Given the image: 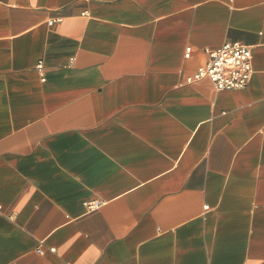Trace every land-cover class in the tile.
I'll return each mask as SVG.
<instances>
[{
	"label": "crops",
	"instance_id": "0c3cea01",
	"mask_svg": "<svg viewBox=\"0 0 264 264\" xmlns=\"http://www.w3.org/2000/svg\"><path fill=\"white\" fill-rule=\"evenodd\" d=\"M0 264H264V0H0Z\"/></svg>",
	"mask_w": 264,
	"mask_h": 264
},
{
	"label": "built area",
	"instance_id": "2783aa9c",
	"mask_svg": "<svg viewBox=\"0 0 264 264\" xmlns=\"http://www.w3.org/2000/svg\"><path fill=\"white\" fill-rule=\"evenodd\" d=\"M191 47H187L189 56ZM209 58L188 78L193 82L205 77L210 78L217 90L245 88L254 73L253 48L240 41H226L221 47L207 50ZM37 68L43 74L44 62L40 60ZM97 204L89 202V208Z\"/></svg>",
	"mask_w": 264,
	"mask_h": 264
}]
</instances>
